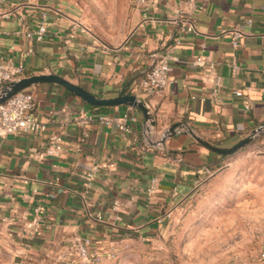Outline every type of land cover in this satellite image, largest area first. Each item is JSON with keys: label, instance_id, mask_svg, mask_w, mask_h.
Wrapping results in <instances>:
<instances>
[{"label": "crops", "instance_id": "1", "mask_svg": "<svg viewBox=\"0 0 264 264\" xmlns=\"http://www.w3.org/2000/svg\"><path fill=\"white\" fill-rule=\"evenodd\" d=\"M43 12L47 34L29 40L25 32ZM82 29L48 0H4L0 59L22 65L21 77L57 74L97 97L134 94L154 124L136 107L93 106L55 82L25 88L46 128L0 136V255L10 264H58L84 238L101 264L110 249L158 246L218 159L193 134L226 147L264 123V0L136 1L131 28L115 45ZM165 54L170 82L141 94L136 83ZM97 114L112 122L87 120ZM57 134L62 149L48 154ZM254 137L264 149V129Z\"/></svg>", "mask_w": 264, "mask_h": 264}, {"label": "rangeland", "instance_id": "2", "mask_svg": "<svg viewBox=\"0 0 264 264\" xmlns=\"http://www.w3.org/2000/svg\"><path fill=\"white\" fill-rule=\"evenodd\" d=\"M96 40L119 44L136 0H48ZM258 138L228 155L181 204L164 240L105 264H243L264 248V149ZM0 264H10L0 255Z\"/></svg>", "mask_w": 264, "mask_h": 264}, {"label": "built area", "instance_id": "3", "mask_svg": "<svg viewBox=\"0 0 264 264\" xmlns=\"http://www.w3.org/2000/svg\"><path fill=\"white\" fill-rule=\"evenodd\" d=\"M0 0V8L2 2ZM138 3H143L145 0H136ZM203 2L205 0H202ZM2 13V12H1ZM3 14V13H2ZM190 27L187 25V30ZM84 30V28L82 29ZM47 13L43 12L40 16V20L32 29L25 32L26 38L33 41H41L47 34ZM235 38L238 36L235 35ZM235 44V41L233 42ZM194 62L198 66L205 64V58L202 55H198ZM212 67V65H210ZM169 55L165 54L154 59L151 67L144 73V75L136 83L137 88L141 94L152 95L163 91L168 83L169 79ZM23 73L22 65H15L8 61L0 59V85L11 82L21 77ZM217 84L219 82H216ZM240 95V91L234 92ZM35 95L32 91L20 90L7 98L5 101L0 103V136L6 134L15 133L18 131L27 132H41L44 131L46 126L40 122L34 115L32 108L34 105ZM88 121H96L104 124H110L112 118L105 114L89 115L87 116ZM120 127L126 129L125 126L120 124ZM62 136L57 134L53 136L48 147V154H55L62 149ZM208 171V170H206ZM156 187V180L152 179L149 191ZM91 241L89 238H84L73 247V253L69 254V257L65 261H61L58 264H101L104 257L98 253L93 252L89 249ZM122 251L117 249H110L106 253L107 260H114L119 257ZM259 257L264 259V251L259 252Z\"/></svg>", "mask_w": 264, "mask_h": 264}, {"label": "water", "instance_id": "4", "mask_svg": "<svg viewBox=\"0 0 264 264\" xmlns=\"http://www.w3.org/2000/svg\"><path fill=\"white\" fill-rule=\"evenodd\" d=\"M41 82H55L61 84L69 91H71L72 93L80 97L82 100H84L86 103L93 106H115L120 104H127L132 107H136L142 112L146 120H149L152 125L154 124V120H152L151 114L147 106L142 100L138 99L137 96L134 94H120L109 98L97 97L94 94L82 88L81 86L66 80L62 76L51 73L24 76L16 80H13L11 82L1 84L0 103L5 101L7 98L11 97L16 92L23 90L32 84L41 83ZM179 125L180 122H174L173 124H171L167 129L165 136L160 141L164 142L166 136L173 135L175 132V128L178 127ZM263 129H264V123L258 126L257 128L253 129L248 135L241 138L235 144L228 147L214 145L208 142L207 140L202 139L199 136H196L194 134L193 136L200 144H202L203 146H205L206 148H208L213 152H216L218 154H232L237 150L241 149L242 147H244L245 145H247L251 141V139L260 132H262Z\"/></svg>", "mask_w": 264, "mask_h": 264}, {"label": "trees", "instance_id": "5", "mask_svg": "<svg viewBox=\"0 0 264 264\" xmlns=\"http://www.w3.org/2000/svg\"><path fill=\"white\" fill-rule=\"evenodd\" d=\"M125 93V92H123ZM126 93H131V92H126ZM240 140V139H239ZM238 139L235 140L234 142H232L230 145L228 146H232L233 144H235L237 141H239ZM254 141V137L251 139L250 142ZM226 146V147H228ZM218 155V159L214 162H208L207 165L210 168V170H215L220 166V161H222L225 157H227L230 154H217Z\"/></svg>", "mask_w": 264, "mask_h": 264}]
</instances>
